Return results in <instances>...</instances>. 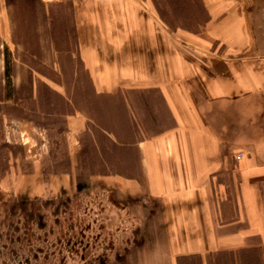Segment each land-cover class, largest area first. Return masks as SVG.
<instances>
[{
    "label": "crops",
    "instance_id": "1",
    "mask_svg": "<svg viewBox=\"0 0 264 264\" xmlns=\"http://www.w3.org/2000/svg\"><path fill=\"white\" fill-rule=\"evenodd\" d=\"M141 1L148 4L142 12L135 3L80 0L76 43L67 32L62 50L44 26L33 24V42L21 41L13 2L0 0L4 73L13 66L32 84L61 83L31 62L41 52L53 61L67 56L76 61L71 76L79 68L90 79L102 114L113 102L111 126L82 109L68 114L66 133L71 163L81 161L89 140L105 167L80 188L110 206L105 211L122 229L124 264L258 263L264 131L249 138L248 130L264 124V46L250 0H200L208 16L198 30L173 27L155 1ZM188 1L167 2L169 17H196ZM53 2L48 7L67 3ZM76 174L74 166L64 179Z\"/></svg>",
    "mask_w": 264,
    "mask_h": 264
},
{
    "label": "rangeland",
    "instance_id": "2",
    "mask_svg": "<svg viewBox=\"0 0 264 264\" xmlns=\"http://www.w3.org/2000/svg\"><path fill=\"white\" fill-rule=\"evenodd\" d=\"M10 1L15 27L25 34L21 41L33 42L36 31L44 26L52 28L57 48L65 47L69 33L75 45L81 18L80 0H66L65 5L52 8L48 4L57 0ZM117 1L121 2L120 7L122 2L125 6L135 3L141 12L148 6L141 0ZM152 1L165 12L173 27L183 25L198 30L208 16L200 0H189L196 17H185L187 13L183 12L177 20L169 17L175 0ZM250 4L255 34L264 46V0H250ZM33 24L37 30H33ZM3 44L5 40L0 37V264H124L122 229L112 219L113 213L105 211L110 206L97 202L95 194L87 195L80 188L81 184L83 188L90 185V176L104 173L105 167L98 165L89 140L81 161L79 156L76 165L71 163L66 133L68 114L82 109L94 121L111 126L113 102L108 100L110 105L104 106L102 114L103 101L95 98L90 79L81 78L79 68L78 77L71 76L76 61L67 56L53 61L51 53L41 52L40 58L31 62L41 75L61 83L32 84L25 70L13 66L4 73ZM9 44L14 59L11 39ZM260 128L264 131V124L249 127V138L255 136L256 130L261 135ZM262 133L260 137L264 139ZM240 154L243 156V152ZM74 166L76 178L64 179ZM246 264L259 262L249 259Z\"/></svg>",
    "mask_w": 264,
    "mask_h": 264
},
{
    "label": "trees",
    "instance_id": "3",
    "mask_svg": "<svg viewBox=\"0 0 264 264\" xmlns=\"http://www.w3.org/2000/svg\"><path fill=\"white\" fill-rule=\"evenodd\" d=\"M8 67H7V71H8ZM7 84L8 85H10L11 84V81H10V78L8 77V79H7ZM7 85V86H8ZM260 253V260H259V264H264V248H262V249H260V251H259Z\"/></svg>",
    "mask_w": 264,
    "mask_h": 264
},
{
    "label": "built area",
    "instance_id": "4",
    "mask_svg": "<svg viewBox=\"0 0 264 264\" xmlns=\"http://www.w3.org/2000/svg\"><path fill=\"white\" fill-rule=\"evenodd\" d=\"M237 157H238V158H241V157H242V154H239Z\"/></svg>",
    "mask_w": 264,
    "mask_h": 264
}]
</instances>
